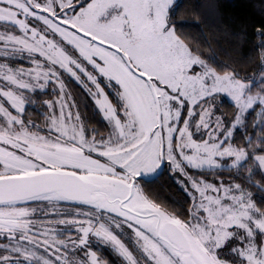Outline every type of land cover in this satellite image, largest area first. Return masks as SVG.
<instances>
[{
	"label": "snow or ice",
	"instance_id": "snow-or-ice-1",
	"mask_svg": "<svg viewBox=\"0 0 264 264\" xmlns=\"http://www.w3.org/2000/svg\"><path fill=\"white\" fill-rule=\"evenodd\" d=\"M0 264H264V22L0 0Z\"/></svg>",
	"mask_w": 264,
	"mask_h": 264
},
{
	"label": "trees",
	"instance_id": "trees-1",
	"mask_svg": "<svg viewBox=\"0 0 264 264\" xmlns=\"http://www.w3.org/2000/svg\"><path fill=\"white\" fill-rule=\"evenodd\" d=\"M183 2L187 5L198 2L205 6L215 3L228 21L244 24L249 32L253 30V26H258L264 22V0H183ZM253 40L254 38H249V42L244 45L245 51L251 49ZM221 43L223 44V50L217 45V52L221 58L227 59L230 53V46L227 42L222 41ZM78 88L79 85H74V89ZM29 111L34 119L39 120L41 118L38 111L33 109H29ZM161 185L163 186L162 188ZM157 190L160 192L162 199L169 204L172 201L183 202L185 199L179 185L170 180L167 175L157 185ZM113 258L115 257H110V259Z\"/></svg>",
	"mask_w": 264,
	"mask_h": 264
}]
</instances>
